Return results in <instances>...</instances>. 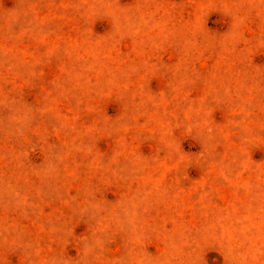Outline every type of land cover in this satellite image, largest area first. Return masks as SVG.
Masks as SVG:
<instances>
[{"label": "rangeland", "instance_id": "rangeland-1", "mask_svg": "<svg viewBox=\"0 0 264 264\" xmlns=\"http://www.w3.org/2000/svg\"><path fill=\"white\" fill-rule=\"evenodd\" d=\"M0 264H264V0H0Z\"/></svg>", "mask_w": 264, "mask_h": 264}]
</instances>
